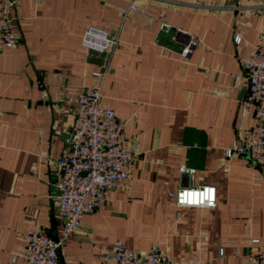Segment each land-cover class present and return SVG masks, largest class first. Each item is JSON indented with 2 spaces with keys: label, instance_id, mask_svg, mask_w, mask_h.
<instances>
[{
  "label": "crops",
  "instance_id": "0c3cea01",
  "mask_svg": "<svg viewBox=\"0 0 264 264\" xmlns=\"http://www.w3.org/2000/svg\"><path fill=\"white\" fill-rule=\"evenodd\" d=\"M132 1L17 0L20 42L0 48V264H28V230L61 236L55 171L96 73L139 156L59 264H101L116 242L156 246L176 264H250L264 251V172L247 155L227 157L255 124L243 108V61L264 40V0H136V12ZM91 27L117 37V48L85 49ZM193 186L215 187L216 208L179 207L177 192Z\"/></svg>",
  "mask_w": 264,
  "mask_h": 264
},
{
  "label": "built area",
  "instance_id": "2783aa9c",
  "mask_svg": "<svg viewBox=\"0 0 264 264\" xmlns=\"http://www.w3.org/2000/svg\"><path fill=\"white\" fill-rule=\"evenodd\" d=\"M16 5L17 0H0V48H14L20 42L19 35L13 30ZM129 9L138 11L136 0L131 2ZM161 29L168 30L170 26L162 24ZM235 41L240 44L242 38L237 36ZM82 46L90 52L110 54L117 48L118 38L103 29L91 27L84 34ZM192 47L193 41L182 55L187 56ZM243 71L248 84L243 108L254 112L255 124L246 132L240 146L227 150V157L247 155L251 165L264 172L263 39L257 43L252 56L243 61ZM95 76L97 83L78 94L71 139L55 171L54 185L61 193L57 197V212L63 222L61 236L53 238L45 230H28L24 235L25 248L21 256L28 264H59L60 252L67 240L81 230L85 216L108 204L112 192L131 178L132 167L139 156L137 148L129 147L124 124L104 101L105 73H96ZM1 118L0 110V123ZM180 171L189 176L194 174L186 166ZM175 197L177 205L182 208L214 209L217 206V190L211 186L182 188ZM220 254L224 255L223 249ZM100 260L101 264H176L169 252L156 246L142 253L122 242L105 249ZM250 264H264V251L251 256Z\"/></svg>",
  "mask_w": 264,
  "mask_h": 264
},
{
  "label": "water",
  "instance_id": "95a60500",
  "mask_svg": "<svg viewBox=\"0 0 264 264\" xmlns=\"http://www.w3.org/2000/svg\"><path fill=\"white\" fill-rule=\"evenodd\" d=\"M55 191L57 192V195L60 196L61 193L57 187L55 188Z\"/></svg>",
  "mask_w": 264,
  "mask_h": 264
}]
</instances>
